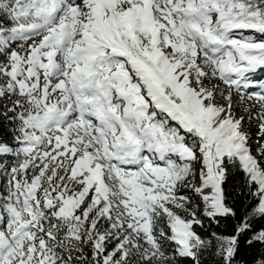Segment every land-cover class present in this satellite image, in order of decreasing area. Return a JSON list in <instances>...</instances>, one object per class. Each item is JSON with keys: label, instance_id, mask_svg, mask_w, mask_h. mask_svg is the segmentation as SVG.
I'll list each match as a JSON object with an SVG mask.
<instances>
[{"label": "snow or ice", "instance_id": "snow-or-ice-1", "mask_svg": "<svg viewBox=\"0 0 264 264\" xmlns=\"http://www.w3.org/2000/svg\"><path fill=\"white\" fill-rule=\"evenodd\" d=\"M258 69L264 0H0V161L16 158L0 162V264H167L166 241L200 264L210 241L195 211L173 210L189 202L178 187L198 176L204 215L235 217L236 169L257 203L234 235L212 234L233 264L264 219ZM233 88L259 89L255 151Z\"/></svg>", "mask_w": 264, "mask_h": 264}, {"label": "trees", "instance_id": "trees-1", "mask_svg": "<svg viewBox=\"0 0 264 264\" xmlns=\"http://www.w3.org/2000/svg\"><path fill=\"white\" fill-rule=\"evenodd\" d=\"M11 125L5 123L0 126V139L9 140ZM23 158V157H22ZM21 158V159H22ZM15 164L16 161L10 160L0 161ZM179 162V161H178ZM227 202L234 207L236 212L235 217H219L212 219L204 215L203 212L196 210L198 218L203 221L202 226L194 225L204 239L209 240V246L202 250L200 255V264H224L222 255L219 252V242L212 236H231L236 233L237 225H239L244 216L252 211L257 201L248 195V189L244 184V174L241 171L233 169L224 184ZM188 198V204H196L198 199L197 194L184 195ZM252 230L246 232L240 237V246L234 257L233 264H255L256 260L262 258L264 255V244L253 243L249 245L247 240L251 238L253 232L264 229V219L259 216L250 217ZM115 241L109 246V250L114 246ZM163 250L166 257H168L167 264H193L189 257H180L175 250L173 242H164ZM91 249L86 246L85 253L90 254Z\"/></svg>", "mask_w": 264, "mask_h": 264}, {"label": "rangeland", "instance_id": "rangeland-1", "mask_svg": "<svg viewBox=\"0 0 264 264\" xmlns=\"http://www.w3.org/2000/svg\"><path fill=\"white\" fill-rule=\"evenodd\" d=\"M264 75V72L262 73ZM256 81L263 82L264 81V76H260L259 80L256 79ZM206 85L211 87L212 84H219L220 88L223 90L225 86L223 85L222 82H219L218 80L213 79L212 81H206ZM259 89H248V90H236L235 88L232 89L233 93V108L234 111L236 112V115L243 116L245 117L244 121V129L247 131L251 137V145L253 150L255 151L257 148V140L259 139V129H258V115H259V109L260 105L256 102L254 99H249L248 94L250 92L258 91ZM217 101L220 103H224L223 96L220 95V93H217ZM248 117H252L251 120L248 119ZM22 156L20 157V159ZM12 161H16L15 157H12ZM195 167L198 169L199 165L196 164ZM199 184V177L197 176L195 179H191L190 183H188L187 186H179L178 187V195H191V194H196L193 190V185H198ZM198 196V195H197ZM198 199L200 201H197L196 204H185V208L181 209H173L176 211L179 215L181 216H188L191 212L198 210L204 213V208L205 205L203 201L200 199L198 196ZM187 209V211L185 210Z\"/></svg>", "mask_w": 264, "mask_h": 264}, {"label": "bare ground", "instance_id": "bare-ground-1", "mask_svg": "<svg viewBox=\"0 0 264 264\" xmlns=\"http://www.w3.org/2000/svg\"><path fill=\"white\" fill-rule=\"evenodd\" d=\"M263 72H264V69H258L254 74H252L253 79L255 81H256V79L259 80L260 76H264V75H262ZM262 83H264V81Z\"/></svg>", "mask_w": 264, "mask_h": 264}]
</instances>
